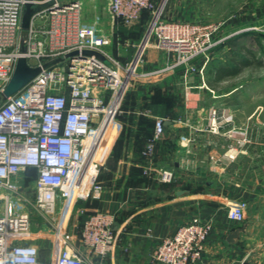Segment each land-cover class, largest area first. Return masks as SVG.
<instances>
[{
    "label": "built area",
    "instance_id": "1",
    "mask_svg": "<svg viewBox=\"0 0 264 264\" xmlns=\"http://www.w3.org/2000/svg\"><path fill=\"white\" fill-rule=\"evenodd\" d=\"M105 1L111 19L126 28L137 26L144 11L150 13V23L130 64L108 51L112 36L84 23L78 0L62 8L60 0H0V85L5 86L21 57L22 35L27 38L22 56L29 66L41 69L32 82L0 105V264H93L70 245L68 221L76 203L101 197L100 169L122 130L118 116L143 53L149 47L174 53L175 61L166 69L184 66L193 72V63L201 61V72L218 44L216 25L162 19L166 0L158 6L156 0ZM28 2L37 12L24 32L21 17ZM83 50L99 53L106 62L91 56L65 58ZM57 58L62 61L42 68ZM209 119L213 134L232 121L216 108L210 109ZM240 132L246 134V130ZM163 133L164 120L155 118L153 135L142 152L145 159L151 160ZM105 138L109 142L99 157ZM247 141L244 136L242 143ZM28 168L36 173L31 200L24 196L19 181ZM157 175L162 183L174 179V173L166 169ZM244 212L243 202H231L227 218L241 223ZM34 214L41 220L36 228L45 226L50 234L47 255L38 243L40 232H32ZM114 223L113 215H88L80 226L81 245L99 258L114 253L119 239ZM210 233L209 224H184L160 241L151 260L154 264H207L201 260Z\"/></svg>",
    "mask_w": 264,
    "mask_h": 264
},
{
    "label": "crops",
    "instance_id": "2",
    "mask_svg": "<svg viewBox=\"0 0 264 264\" xmlns=\"http://www.w3.org/2000/svg\"><path fill=\"white\" fill-rule=\"evenodd\" d=\"M78 1L84 5V0ZM98 1L107 12L105 0H92V17L98 15ZM229 1L171 0L168 13L173 20L208 24L200 22L206 19L201 12L207 6H225L220 10L222 14L224 9L230 10L226 7ZM245 11L224 18L214 36L220 44L234 45L229 60L216 65L213 56L201 72V61L193 63V72L184 66L166 69L175 61V54L155 47L146 49L142 73L160 72L129 88L119 115L122 123L118 120L122 135L113 152L116 141L112 143L106 158L113 179L107 181L100 199L82 202L83 214L77 213L79 218L98 212L115 217L114 229L119 239L112 264H154L151 254L160 241L171 237L178 227L195 221L211 226L201 263L264 264V165L260 160L264 148L259 147L260 142L264 143V101L257 98V89L250 91V95L243 93L241 84L245 70L260 64L243 42L260 37L254 33L264 24V18L259 20L252 7ZM82 19L91 24L85 14ZM105 24L113 32L120 27L127 29L125 32L132 30L112 19ZM127 52L119 46L117 56L125 58ZM220 68L228 74L218 78L216 72ZM161 98L173 101L166 109L150 105ZM211 108L232 118L218 134L209 130ZM155 118L164 120V133L155 143L154 157L148 162L141 152L153 135ZM147 124V132L139 129ZM243 128L245 135L240 132ZM244 136L248 141L243 144ZM108 142V138L103 140L99 157ZM118 149L122 152L119 157ZM115 155L116 161L111 165ZM211 156L219 161L215 163ZM160 169L172 171L173 181L160 182ZM198 181L205 185L202 194L195 191ZM118 188H122L121 199ZM234 201L245 204L241 223L227 218L229 204ZM237 229L240 231L235 242H227L228 235Z\"/></svg>",
    "mask_w": 264,
    "mask_h": 264
},
{
    "label": "rangeland",
    "instance_id": "3",
    "mask_svg": "<svg viewBox=\"0 0 264 264\" xmlns=\"http://www.w3.org/2000/svg\"><path fill=\"white\" fill-rule=\"evenodd\" d=\"M62 1V0H60ZM92 0H84V5L81 6V10L83 11L82 15L85 14L86 15V19L88 21H91V24L89 25H94L95 27H97L102 33L106 34V35H110L112 36V41H111V45L108 48V51L115 57L117 58L119 61H121L123 64H130L132 62L133 56L135 54L136 48L139 45V43L141 42V40L143 39L147 26L150 23V17H148V19L146 18V21L142 22V18L141 21L137 24V26L133 27L132 30H128V32L125 30V28H117L116 30H114L112 28H107L106 24L104 25V23H107V21H111V17L108 14V12H106V8L104 6V4L100 1H98L99 5H98V15H95L92 17L93 12H91V5ZM96 1V0H93ZM171 0H166L162 12H161V17L164 20L167 21H173V17H171V15H169L168 13V8H169V4H170ZM212 1V0H211ZM160 0H156V4L158 6ZM96 3V2H94ZM198 5H201L204 7V4L200 3ZM226 7L228 9H230L229 11H226L224 9V12L221 14V9L225 8V6H221V8L217 7H206L204 9V11L201 12V15L206 18L205 21H200V22H206L208 24H212V25H216V26H221L222 25V21L224 20V18L226 17H233L235 15H239L241 14V12H243V14L246 13L245 9L247 7H252L254 9V11L257 13L258 19L261 20L262 18H264V0H230L229 3L226 5ZM219 8V10H218ZM202 9V7H201ZM249 9V8H248ZM219 11V12H217ZM185 15V14H183ZM176 18V16H175ZM182 18H185L182 16ZM178 19V18H176ZM177 21V20H176ZM90 23V22H89ZM88 24V23H87ZM131 31H133L131 33ZM118 32V33H117ZM255 35L257 34L260 35V37L257 38H253V39H247L243 42L244 48H248L249 50L252 51V53L255 55V57L257 59L260 60V64L259 65H254L252 68H248L247 70H245V72L242 74L241 76V84L243 87V93H246L248 95H250V91H255V89H257V95H258V99L260 101H264V24L259 25L258 28L255 30ZM119 46L124 47L128 52H127V57L125 58H119L117 56V49ZM145 53V52H144ZM141 57V62L140 65L136 68L135 73H136V77H134V80L131 81V86L134 85L135 83H137L138 80L142 79V77L140 76L142 73V65L144 62V54ZM234 53V45L232 44H220L218 43L215 48L209 53V57L208 60L211 59V57L215 56V61L214 63L216 65H218L219 63H223L224 61H228L230 55ZM208 62V61H207ZM2 86L0 85V90H1ZM254 93V92H253ZM256 95V96H257ZM127 96V95H126ZM125 96V98H126ZM245 97V95H244ZM124 98L122 105L124 104V102H126V99ZM177 98V96H176ZM170 103L173 101V99L168 100ZM176 101V99H175ZM178 101V100H177ZM123 107V106H122ZM120 121V120H119ZM121 122V121H120ZM122 123V122H121ZM139 129H142L139 127ZM244 129V128H243ZM245 130V129H244ZM261 144L259 145L260 148H264V143L260 142ZM121 149V148H120ZM118 149L119 153L117 155V157H119L121 155V150ZM154 157V155H152L151 159ZM264 156H260V160H263L261 162V166L264 165ZM108 160V159H107ZM116 161V155L114 158V161L111 162V165H113L112 163H114ZM149 162V160H147ZM111 167V166H110ZM106 168V169H105ZM109 167H108V163L107 161L104 163V165L101 167L100 169V173L99 175H103V179H101V185L103 187L102 190V194L104 192V189L106 187L107 181H112L113 177L110 174V172L108 171ZM35 171H26L20 178V183L22 185V192L24 194V196H27L30 200H31V196H32V188H33V183H34V179H35ZM116 176V175H115ZM121 176V174H120ZM115 178V177H114ZM205 188V185L203 182H196L195 184V191L196 194H202L203 190ZM117 191L118 193V197L121 199L122 197V188H118ZM90 201V200H89ZM81 203L82 202H78L76 203V205L74 206V211L68 221V228H67V234L69 237V242L70 245L72 246V248H75L80 254H82L83 256L87 257L89 259V261L93 264H112L111 259L113 258V254H109L105 257L99 258L96 257L91 251H89L88 249H86L85 247H83L81 245V241L79 238V232L81 229V221L82 218L77 217V213H79L82 209L81 207ZM81 215V214H80ZM41 220H39V218L34 214L33 218H32V232L36 233L37 231L40 232V235L38 236V243L39 245L43 248V251L46 252L47 249H49L48 247L50 246V237H49V232L47 231L48 229L45 226L36 228V225L39 223L40 224Z\"/></svg>",
    "mask_w": 264,
    "mask_h": 264
},
{
    "label": "water",
    "instance_id": "4",
    "mask_svg": "<svg viewBox=\"0 0 264 264\" xmlns=\"http://www.w3.org/2000/svg\"><path fill=\"white\" fill-rule=\"evenodd\" d=\"M30 1V0H28ZM77 0H63L62 3H60L59 7L62 8L63 6H69L73 3H75ZM37 12V9L34 8L31 3H26L24 6V11L21 17V29L22 31H27L30 25V21L32 16ZM27 51V38L22 35L19 40V46H18V52L21 55L16 60L15 67L13 70V73L8 80V82L5 84V86L0 90V105L4 103L7 99L18 93L21 89H23L25 86H27L30 82H32L41 72V69L38 67H31L28 65L27 60L24 55ZM80 55L82 58H86L88 56L94 57L96 60H100L103 62H106V60L97 52L94 51H73L69 54L65 55V58H74L76 56ZM62 59L57 58L55 60L49 61L45 63L42 68L48 69L58 63H60ZM168 124V123H165ZM181 194V192L179 193ZM239 229L233 231L228 235L227 242L233 243L235 242V239L238 236Z\"/></svg>",
    "mask_w": 264,
    "mask_h": 264
},
{
    "label": "trees",
    "instance_id": "5",
    "mask_svg": "<svg viewBox=\"0 0 264 264\" xmlns=\"http://www.w3.org/2000/svg\"><path fill=\"white\" fill-rule=\"evenodd\" d=\"M148 17H150V13H149V11H144L143 12V15H142V22L143 21H146L145 19L147 18L148 19ZM128 32V31H127ZM133 31H131V33H132ZM246 53H248V55H249V57L251 56V53L249 52V51H247ZM254 58V57H253ZM256 61V63H258V61L257 60H255ZM247 63V62H246ZM245 65V64H244ZM244 65H243V67H244ZM227 75L228 73H227V70L226 69H224V68H220V69H217V72H216V75H217V77L219 78V77H221V76H224V75ZM169 100H171L170 98H169ZM168 104H170V102L168 101V99H158V100H156V101H154V102H151V104L150 105H152V107H163L164 109H166V107H167V105ZM165 111H168V110H165ZM120 116H118V120H120V118H119ZM142 127H144V126H142ZM141 130H143V132H147V130H148V124L147 125H145V127L144 128H142ZM121 135H122V133L119 135V137L117 138V140H116V142H115V144H114V146H113V148H112V152H113V149H114V147L117 145V143H118V141L120 140V138H121ZM143 152V151H142ZM141 152V153H142ZM142 157L143 158H145L143 155H142ZM28 171H34V169L33 168H28L27 169ZM26 170V171H27ZM98 180H99V182L101 183V175H99V178H98ZM102 184V183H101ZM88 215H83V217H81L82 218V221L84 220V218H86ZM82 221H81V223H82Z\"/></svg>",
    "mask_w": 264,
    "mask_h": 264
},
{
    "label": "bare ground",
    "instance_id": "6",
    "mask_svg": "<svg viewBox=\"0 0 264 264\" xmlns=\"http://www.w3.org/2000/svg\"><path fill=\"white\" fill-rule=\"evenodd\" d=\"M98 154H99V153H98ZM99 155H100V154H99ZM99 155H98V156H99Z\"/></svg>",
    "mask_w": 264,
    "mask_h": 264
}]
</instances>
